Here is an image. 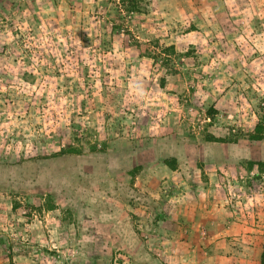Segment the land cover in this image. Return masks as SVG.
Wrapping results in <instances>:
<instances>
[{
  "label": "rangeland",
  "instance_id": "374dc122",
  "mask_svg": "<svg viewBox=\"0 0 264 264\" xmlns=\"http://www.w3.org/2000/svg\"><path fill=\"white\" fill-rule=\"evenodd\" d=\"M140 4L0 0V264H172L218 185L264 242V0Z\"/></svg>",
  "mask_w": 264,
  "mask_h": 264
},
{
  "label": "crops",
  "instance_id": "0c3cea01",
  "mask_svg": "<svg viewBox=\"0 0 264 264\" xmlns=\"http://www.w3.org/2000/svg\"><path fill=\"white\" fill-rule=\"evenodd\" d=\"M172 173L176 184H185L182 176ZM222 190L219 185L200 190L195 205L187 201V192L188 198L182 195L184 205L178 204L174 215L163 220L165 254L172 264H261L264 242L255 233L261 226L235 220Z\"/></svg>",
  "mask_w": 264,
  "mask_h": 264
},
{
  "label": "trees",
  "instance_id": "16d2710c",
  "mask_svg": "<svg viewBox=\"0 0 264 264\" xmlns=\"http://www.w3.org/2000/svg\"><path fill=\"white\" fill-rule=\"evenodd\" d=\"M120 3L122 6H124L126 8L127 11H130V12H136L137 13V12H142V10H144L143 7H141L140 0H120ZM253 138H256V140L261 139V138H258V136H256V137L253 136ZM169 164L168 165L171 168H173V165L175 164V159H173L172 163H169ZM164 219H166L165 215L154 214L153 218L151 219L150 222H151V224H153V226H155V224L158 221H163ZM0 245L3 246L5 248V250L9 253V255H8L9 258H12L15 250H18L17 249L18 248L17 243H10V242L5 241L4 239H0ZM155 246H158V243L156 242V235L152 234L150 236H147L146 240H141L140 245L138 246V249H139V251H141L143 253H149L152 251L153 247H155ZM88 258H98L96 262L89 263V264H100L98 260H99V258H101V256H99L98 254L96 256H95V254L90 255V257H88ZM72 262H73L72 264H83L81 261L79 262V260H73ZM260 262H261V264H264V245H263V252L261 254Z\"/></svg>",
  "mask_w": 264,
  "mask_h": 264
}]
</instances>
